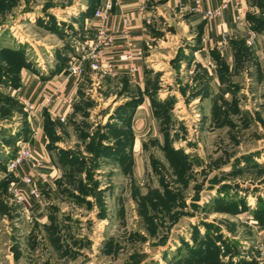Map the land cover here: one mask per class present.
<instances>
[{"label":"rangeland","instance_id":"rangeland-1","mask_svg":"<svg viewBox=\"0 0 264 264\" xmlns=\"http://www.w3.org/2000/svg\"><path fill=\"white\" fill-rule=\"evenodd\" d=\"M76 1L0 0V157L34 105L21 70ZM248 1L198 62L199 28L187 39L183 14L150 7L141 77L85 76L68 117L43 112L53 173L38 206L20 207L0 159V264H264V0Z\"/></svg>","mask_w":264,"mask_h":264},{"label":"crops","instance_id":"crops-1","mask_svg":"<svg viewBox=\"0 0 264 264\" xmlns=\"http://www.w3.org/2000/svg\"><path fill=\"white\" fill-rule=\"evenodd\" d=\"M102 0H77L72 5L64 7L62 12H55L57 17L51 20L50 29L55 31L50 33L56 36L58 43L44 45L47 49L43 51L46 57L43 58L35 51L36 63L39 68L35 71L22 69L21 77L22 86L20 89L24 91L30 100L33 101L34 109L27 111L24 127L19 125L17 121V132H6L9 139L30 140L35 158L40 162V165L34 171L33 176L35 181L48 182L51 180L53 173V165L49 154L46 150V134L42 129L40 120L43 112L50 114L51 117L63 119L68 117L72 112V103L75 100L78 90L82 85V81L86 76L90 81H96L98 77L109 76L108 73L94 70L91 66L93 60L89 57L91 51V42L96 37V28L93 20V12ZM259 0H254V2ZM199 6L195 5V0H117L113 6L110 16L107 20L108 34L111 36V43L103 50V63L110 64L115 68V74L111 76H127L131 80L136 77H141L147 61L150 59L151 52L148 48V43L153 39L148 26L150 7L157 10L160 18L167 20V16L171 17V13L183 14L185 23L183 26L186 31V38L190 39L192 33L199 28L200 39L198 48H191L192 58L194 61H199L198 57L209 58L214 43L219 44L226 35H229L233 30L242 29L241 22H245L250 10L253 6L248 0H241V12H238L233 3H229L220 17L206 20L203 16L205 7H216L219 0H199ZM152 5V6H150ZM240 14V19L236 20L235 16ZM92 26L91 32H86L87 25ZM70 26L78 33L76 38L79 43L74 51H69L64 48V38H69L65 27ZM200 26V27H199ZM65 31V32H64ZM195 34V33H194ZM167 36L165 33L164 37ZM172 37L176 35L172 34ZM130 48L133 52L132 62L136 66L134 74H128L126 49ZM34 49V48H33ZM148 52V54H147ZM147 54V55H146ZM71 57V59H70ZM70 63H80L82 74L80 77L69 76L66 68ZM162 70V68H159ZM166 72V71H164ZM98 76V77H97ZM99 81L97 80L96 83ZM57 91V95L49 104L43 103V95ZM45 105L42 107L41 105ZM147 117V118H146ZM144 120H149L148 115H141ZM24 130V131H22ZM18 148V146H17ZM16 148V149H17ZM15 149V150H16ZM13 153L11 148L3 147L1 154L2 165H5L7 156ZM27 173L25 166H19L12 171L13 182L10 183V191L21 187L25 193V200L16 202L23 209H33L36 204L37 197L29 192V186L25 184L21 178Z\"/></svg>","mask_w":264,"mask_h":264},{"label":"built area","instance_id":"built-area-1","mask_svg":"<svg viewBox=\"0 0 264 264\" xmlns=\"http://www.w3.org/2000/svg\"><path fill=\"white\" fill-rule=\"evenodd\" d=\"M117 0H102L99 5L95 8L93 12V20L96 28V37L91 42V51L89 52V57L93 60L91 66L94 70L102 71L103 73H108L110 75L115 74V68L110 64L103 63V50L111 43V36L108 34L107 20L110 16V12L114 5H116ZM229 3H233L234 8L241 12V0H219V4L216 7H205L203 9V16L206 20H211L216 17H220L225 8H227ZM195 5L199 6V0H195ZM236 20L240 19V14L235 16ZM127 58V69L128 74H134L136 71V66L132 62L133 52L130 48L126 49ZM66 71L69 76L80 77L82 74V68L80 63H70ZM57 95V91L53 90L48 94L43 96L44 104H49L53 99V96ZM25 103V102H24ZM26 107L32 109L33 105L25 103ZM18 148L8 157L5 162V167L7 171H14L19 166H25L27 168V173L21 178V180L29 186L30 194L34 196L38 195V189L35 184V179L33 176L34 171L40 165V162L35 158L32 150V145L30 140H21L18 142ZM13 194L18 201L25 200V193L21 187H16L13 190Z\"/></svg>","mask_w":264,"mask_h":264},{"label":"trees","instance_id":"trees-1","mask_svg":"<svg viewBox=\"0 0 264 264\" xmlns=\"http://www.w3.org/2000/svg\"><path fill=\"white\" fill-rule=\"evenodd\" d=\"M7 157H10V155L9 156H7ZM4 167H5V165H4ZM6 168V167H5Z\"/></svg>","mask_w":264,"mask_h":264}]
</instances>
